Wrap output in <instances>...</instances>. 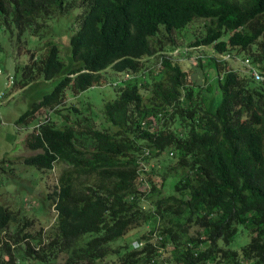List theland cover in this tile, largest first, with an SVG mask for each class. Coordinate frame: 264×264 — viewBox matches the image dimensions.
<instances>
[{"label": "trees", "instance_id": "16d2710c", "mask_svg": "<svg viewBox=\"0 0 264 264\" xmlns=\"http://www.w3.org/2000/svg\"><path fill=\"white\" fill-rule=\"evenodd\" d=\"M72 11L66 67L53 40L39 44ZM198 20L186 48L214 56L184 69L171 53ZM0 33L14 44L2 98L62 77L13 121L35 122L22 165L60 166L55 221L35 230L0 204V264H264V81L252 74L264 76V0H0ZM241 55L242 72L229 66ZM108 68L126 79L102 118L68 104ZM239 229L249 241L233 248Z\"/></svg>", "mask_w": 264, "mask_h": 264}, {"label": "rangeland", "instance_id": "374dc122", "mask_svg": "<svg viewBox=\"0 0 264 264\" xmlns=\"http://www.w3.org/2000/svg\"><path fill=\"white\" fill-rule=\"evenodd\" d=\"M77 15V11H72L70 14L55 20L50 25L51 27L46 38L39 44L42 45L47 38L53 40L59 48L60 58L66 67H69L72 63L69 37L77 30ZM203 23L202 20L195 21L177 34V42L181 47L173 51L171 55L181 63L184 69H187L190 65H195L199 57L208 58L214 56L211 47L199 49L186 48V43L192 37H200L202 35ZM0 35L2 36V33ZM1 39L3 50L0 51V67L4 73L0 74V159L7 157L13 161V165H4L5 171L2 172L0 170V204L8 205L14 210L21 211V215H25L29 220L34 222L35 230H39L41 227L48 229L53 225L56 213L47 195L51 194L54 190L60 166L56 165L51 171H38L34 167L22 165L21 159L33 154L22 147V142L33 128L35 122L30 124L29 128L24 126L16 129L13 126V121L28 110L34 102L40 101L44 95L49 94L62 77L59 76L47 82H36L21 92L9 95L6 99L2 98L3 91L8 90L6 86L7 74H11L13 70V66L11 65L13 49L11 46L14 44L10 42L7 34H4ZM38 43L37 39L32 38L28 43V47L31 48ZM229 62L231 64L229 66L241 72L243 71L244 64H246L243 55L238 58L232 56V60ZM102 77L104 80L103 85L88 89L77 96H73L72 92L67 90L68 104L74 103L85 116L92 119H96L99 116L102 118L101 111L103 104L116 97L114 86L123 83L126 76L117 74L111 68H108L102 73ZM213 77L212 74L211 78ZM64 113L70 115L69 111H64ZM40 115L45 117L47 115L46 110H43L38 116ZM56 121L58 122L57 124L61 123L59 118H56ZM141 189H146V185L143 184ZM142 230L140 228L130 231L126 237L117 242L118 245L125 241L130 242L131 238L141 233ZM248 241L249 237L247 233L239 229L232 247H243ZM116 244L114 245L116 246Z\"/></svg>", "mask_w": 264, "mask_h": 264}, {"label": "built area", "instance_id": "2783aa9c", "mask_svg": "<svg viewBox=\"0 0 264 264\" xmlns=\"http://www.w3.org/2000/svg\"><path fill=\"white\" fill-rule=\"evenodd\" d=\"M0 74H1V71H0ZM252 74L254 75V78L256 80H262V81H264V76L259 75V73L255 69H253V68H252ZM12 83H13L12 78H9V84H12ZM134 246L135 247H138V246H140V244L134 243Z\"/></svg>", "mask_w": 264, "mask_h": 264}]
</instances>
